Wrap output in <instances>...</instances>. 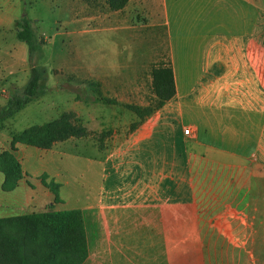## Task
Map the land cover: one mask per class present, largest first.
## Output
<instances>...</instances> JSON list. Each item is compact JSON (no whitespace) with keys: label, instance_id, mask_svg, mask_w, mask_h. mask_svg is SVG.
I'll list each match as a JSON object with an SVG mask.
<instances>
[{"label":"crops","instance_id":"obj_1","mask_svg":"<svg viewBox=\"0 0 264 264\" xmlns=\"http://www.w3.org/2000/svg\"><path fill=\"white\" fill-rule=\"evenodd\" d=\"M213 1L220 10L212 28H202L194 42L182 36L180 45L183 80L189 85L194 79L188 70L196 63L204 85L196 94L197 102L191 104L184 98L179 102L177 70L174 61L166 58L162 62L171 64L175 96L131 134L113 137L97 155L87 158L97 166L90 170L95 183L90 197L87 194L75 206L61 196L71 185L69 180L42 172L46 182L60 186L61 201L53 204V194L40 180L30 186L28 176L10 192L14 194L10 202L0 200V212L11 211L0 218L43 212L48 207L53 211L79 209L88 249L82 264H264V153L233 148L223 152L225 138L183 135L186 125L203 130L211 115L219 127L226 120L223 112L229 109L231 127L237 120V127L257 128L258 143L264 139V55L255 70L254 41L247 35L253 0ZM163 7L170 22L164 0ZM185 9L187 5H183V16L189 11ZM185 17L183 31L187 29ZM225 28L228 35L218 32ZM212 29L217 31L213 36ZM185 38L192 43L189 57ZM194 50L199 59L193 57ZM254 76L258 82L255 94L249 88ZM231 80L240 86L235 94L222 90L221 81L229 84ZM194 112H198L196 122L188 119ZM6 143L8 147L9 140L0 137V152L8 149ZM209 158L212 166L206 172ZM2 182L3 175L0 188ZM36 206L40 209L34 210Z\"/></svg>","mask_w":264,"mask_h":264},{"label":"rangeland","instance_id":"obj_2","mask_svg":"<svg viewBox=\"0 0 264 264\" xmlns=\"http://www.w3.org/2000/svg\"><path fill=\"white\" fill-rule=\"evenodd\" d=\"M105 1L0 0V109L12 95L22 92L33 67L46 71L40 94L14 118L0 126V137H6L10 143L13 135L29 127L55 121L63 114L72 115L70 122L84 129V136L56 143L48 151L15 144L13 154L22 164V172H25L22 179L31 176L27 179L30 186L41 181L44 176H40L42 172L50 176L58 173L59 180H69L71 185L61 191V196L74 205L81 204L87 194L90 197L93 193L95 183L90 170L97 166L90 165L87 158L97 155L101 147L113 137L132 133L130 125L138 119L125 105L146 107L152 102L150 71L153 66L166 58L172 59L179 80V102L183 98L187 102L191 100V104L197 102L196 94L204 85L199 80L196 63L191 64L188 70L193 72L194 79L189 85L183 80L182 36L186 35L194 42L197 39L194 36L202 28H212L215 14L220 10L211 0H164L171 15L169 22L163 0H130L120 12L110 11ZM183 5H187L186 12L189 10L185 14V31L181 29L185 16ZM22 18L30 21L37 40L43 43L31 58L27 45L16 37L17 23ZM251 21L252 27L247 35H252L254 66L255 70H259L257 61L264 55V0H253ZM215 32L213 29L210 31L212 36ZM218 32L229 34L226 28ZM186 38L189 57L191 42ZM191 53L199 59L200 54L196 50ZM236 82L231 80L226 84L221 81L222 90L235 94L236 87H240L236 86ZM204 83L207 84L205 80ZM257 84V77L254 76L253 84H249L253 94L257 92ZM230 115L229 109L223 112L226 120L219 127H215L212 115L207 127L201 131L186 125L184 130L189 129V134L183 135L204 136L211 140L216 136L225 138L223 152H230V148H233L236 152L264 153V139L258 143L261 137L257 128L244 125L237 127V120L231 127ZM197 117L198 112H194L188 119L194 122ZM262 122H259L260 125ZM230 139H233V143ZM18 147L24 150L17 151ZM5 148L9 149L7 143ZM212 161H207L206 172L212 166ZM13 195L0 188L1 201L10 202ZM39 209L38 206L34 208ZM9 214L11 211L8 210L0 212V216Z\"/></svg>","mask_w":264,"mask_h":264},{"label":"trees","instance_id":"obj_3","mask_svg":"<svg viewBox=\"0 0 264 264\" xmlns=\"http://www.w3.org/2000/svg\"><path fill=\"white\" fill-rule=\"evenodd\" d=\"M113 12L123 10L129 0H106ZM16 37L24 42L29 58L43 44L39 42L28 19L17 23ZM153 99L146 107L125 105L138 119L130 125L133 132L147 118L159 111L176 93L174 75L169 62H160L150 71ZM46 78L43 68L33 67L29 79L20 94L12 95L0 109V126L14 118L39 94L41 82ZM70 114H63L55 121L32 126L12 136L9 149L0 152V173L3 175L1 190L13 191L23 177L19 161L13 152L15 144L49 150L56 143L70 138H80L85 130L70 122ZM41 183L54 196L53 204L59 203V185L53 181ZM33 212L0 218V264H82L87 257V240L82 212L79 209Z\"/></svg>","mask_w":264,"mask_h":264},{"label":"built area","instance_id":"obj_4","mask_svg":"<svg viewBox=\"0 0 264 264\" xmlns=\"http://www.w3.org/2000/svg\"><path fill=\"white\" fill-rule=\"evenodd\" d=\"M183 133H184L185 135H188V134H189V129H185V130L183 131Z\"/></svg>","mask_w":264,"mask_h":264}]
</instances>
